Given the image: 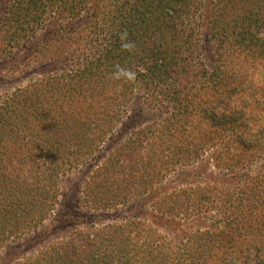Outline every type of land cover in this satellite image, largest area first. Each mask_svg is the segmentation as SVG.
Masks as SVG:
<instances>
[{"label": "trees", "instance_id": "16d2710c", "mask_svg": "<svg viewBox=\"0 0 264 264\" xmlns=\"http://www.w3.org/2000/svg\"><path fill=\"white\" fill-rule=\"evenodd\" d=\"M0 4V59L23 48L53 66L0 97V247L37 231L57 204L56 176L114 140L138 90L161 115L93 167L84 205L111 210L155 188L160 214L200 219L216 210L223 223L178 242L137 210L89 225L84 246L54 238L10 264H264V160L248 168L264 153V0H212L207 9L206 0ZM118 67L134 79H115ZM214 169L219 184L209 181ZM163 178L171 184L155 186Z\"/></svg>", "mask_w": 264, "mask_h": 264}, {"label": "rangeland", "instance_id": "374dc122", "mask_svg": "<svg viewBox=\"0 0 264 264\" xmlns=\"http://www.w3.org/2000/svg\"><path fill=\"white\" fill-rule=\"evenodd\" d=\"M211 1L212 0H206L207 4L204 5L203 8L207 9L208 6H211ZM48 33L49 31L47 28L40 31L37 42L40 44ZM211 43L212 42H208L206 38L204 39L207 54L211 51ZM38 48L39 47H34L33 50H38ZM23 50V48L22 50L20 48V50H14L10 56H1L0 97L10 94L16 89L23 88L44 75L50 74L48 72L53 71V66L51 64L36 61L34 58L36 54L35 51L32 53L30 50L27 52ZM29 54H33V56ZM63 67H66V65H59V68ZM141 93L140 90L136 91L128 116L122 119L123 122L118 124L117 129L113 133L114 140H112V138H107L106 142L102 143L97 151L85 162L71 169L64 168L62 172L56 176L59 198L56 205L54 201L55 209L50 212L49 216L46 217L37 231L10 238L2 244L0 247V264H10L9 261L13 259L14 255H26L29 250L40 249L49 240L54 238L72 239L76 243L84 246V233L86 231H91L88 228L89 225L93 224L99 227L110 224L111 222H116L122 218L135 214L137 210L143 214V217L147 218L148 224L159 230L168 240H170L172 236H176L179 240L178 242H180L181 239H186V237L197 228H203L205 226L210 227L211 224L214 226V228H211L215 230L219 227H223V223L221 226L217 227L220 213L217 214L218 211L216 210L206 216V218L200 219L194 217L193 219L182 220L180 218H173L160 214L155 207H152V204L156 200L153 194L155 188L145 189L147 190L146 193H136V195L131 196L129 201L111 210L94 211L84 205L82 191H84V185L88 181L93 167L102 162V160L108 156L112 147H115L118 142L124 140V138L132 134L138 127L149 124L161 115V112L157 108H152L145 103ZM263 160L264 153L248 163V168L250 167V169L254 171ZM208 167L207 165H201V167L199 165L197 171L201 176L207 175L210 173ZM212 173V176L209 177V181H211L210 178H215V184H219V180L221 181L223 178V172H216L215 170ZM170 179L171 178L166 180V178H163L162 181L155 184V186L159 187L165 184H171ZM190 180L191 179L187 182ZM161 195L162 191L159 192L158 196ZM78 200H80V202H78ZM262 245L264 246V244ZM261 254L264 263V252H261Z\"/></svg>", "mask_w": 264, "mask_h": 264}, {"label": "clouds", "instance_id": "9594fccd", "mask_svg": "<svg viewBox=\"0 0 264 264\" xmlns=\"http://www.w3.org/2000/svg\"><path fill=\"white\" fill-rule=\"evenodd\" d=\"M121 39V47L126 50H131L133 47V44L131 42L127 41V33H122L120 35ZM135 74L132 73L131 71L122 69V68H117V71L113 73V77L115 79H120V78H127V79H134Z\"/></svg>", "mask_w": 264, "mask_h": 264}]
</instances>
